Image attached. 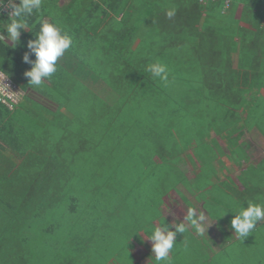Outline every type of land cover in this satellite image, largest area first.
I'll list each match as a JSON object with an SVG mask.
<instances>
[{"label":"trees","instance_id":"obj_1","mask_svg":"<svg viewBox=\"0 0 264 264\" xmlns=\"http://www.w3.org/2000/svg\"><path fill=\"white\" fill-rule=\"evenodd\" d=\"M9 11L0 10V72L23 96L12 109L0 102V264H92L103 256L94 242L106 244L102 237L114 223L134 231L144 247L140 231L171 224L164 210L176 199L193 208L188 199L195 197L212 219L232 203L235 212L262 204L259 172L258 181L248 176L253 165L237 177L241 190L218 182L211 166L212 151L221 149L217 136L240 164L242 134L258 127L264 136L261 0H42L15 45L6 36ZM43 21L67 31L73 46L51 78L34 87L22 57ZM156 61L167 65V82L146 71ZM187 150L199 157L198 167ZM231 218L211 230L222 233L217 250L209 228L201 235L191 226L174 246L194 244L188 257L196 264L233 251L232 264H249L247 247L259 246L255 260L262 264L264 229L257 224L241 240ZM70 225L74 233L66 236L60 229ZM194 233L197 240L189 237Z\"/></svg>","mask_w":264,"mask_h":264},{"label":"clouds","instance_id":"obj_2","mask_svg":"<svg viewBox=\"0 0 264 264\" xmlns=\"http://www.w3.org/2000/svg\"><path fill=\"white\" fill-rule=\"evenodd\" d=\"M41 5L42 0H19L18 3L16 0H0V10L10 9L6 36L9 41L13 42V45L18 42L20 30L28 28L27 18L34 11H38ZM175 12V8L169 9L166 11V16L171 19L175 16ZM34 36V39L27 42L28 52L23 55L22 60L30 65V69L24 73L25 77L29 78L28 83L31 86L39 87L45 79L51 78L57 71L58 58L73 46V37L55 23L46 21L39 24V30L35 32ZM29 53L34 55V60L30 59ZM146 71L153 78H158L162 82L168 81L169 69L166 64L160 61L148 64ZM5 79L6 77L0 78V82ZM232 213L235 215L230 220V226L237 237L242 240L252 232L259 222L264 221V204L248 202L246 207L240 206L238 211ZM205 219L203 214L197 215L191 208L185 217L187 225L201 235L205 234L210 225L205 224ZM186 231L185 223L165 224L163 221L159 226L151 228L147 239L151 242V253L156 264H161L162 261L171 264L169 253L176 243L177 234H183Z\"/></svg>","mask_w":264,"mask_h":264},{"label":"rangeland","instance_id":"obj_3","mask_svg":"<svg viewBox=\"0 0 264 264\" xmlns=\"http://www.w3.org/2000/svg\"><path fill=\"white\" fill-rule=\"evenodd\" d=\"M67 1L68 0H60V4L63 5ZM29 95L32 98L37 99L38 101H41L43 104H45L46 106L51 108V110H54L56 107L55 104L50 103L45 98H42L40 95H38L36 93H33V94L29 93ZM257 128L258 127L253 128L251 130H248L247 132H244L240 138L241 142L246 143L245 147H244L245 151H249L248 152V158H249L248 162L245 161V162H243V164H240L238 162H233L232 160L229 161V160L222 158L220 160H223L224 163L222 162L221 164L217 165L219 172L221 171V169H224V170H222L223 174H227L229 177L232 176L235 179L236 176L243 169V166H246V165H248V163H252L254 161L255 162L257 161L256 163L258 164L261 161V159L264 156V136H263V133L258 131L259 128L258 129ZM216 140L219 143L221 150L228 152V149L225 148L224 140H222L218 136L216 137ZM208 143L210 144V141H208ZM187 152H188L190 159H191L190 165L195 164V166L198 167L197 164H200L199 162H197L199 157L196 158L195 154L192 151L187 150ZM209 152L210 151H208L207 153H209ZM260 156H262V157H260ZM262 161L260 162L258 168H255V165H254L253 174L248 173L250 181L253 179L258 181L259 178L255 173V171H257V172H259L258 174L260 176V180L264 183V167L262 166L263 165ZM215 162H217V160ZM183 164L185 165V166L183 165L184 167L182 166L183 169L186 167L189 170V167H190L189 164L185 163V162ZM224 166L226 167V169L224 168ZM225 179H227V176H225ZM235 181H236V179H235ZM238 187L240 188V190L242 189V185L238 184ZM233 188H235V187H233ZM260 189H261V194L259 195V199L262 202V204H264V185L261 186ZM145 190L147 192H150L152 190V188H151V186H150V188H148V186H147V187H145ZM140 191H141V194L144 193V195H145V191L143 189H140ZM186 192L189 193L188 191H186ZM226 197L228 199H231L229 196H226ZM188 200H190L194 204L193 208H191V209L195 210V207L196 208L199 207V205L195 202V197L189 198ZM236 201L237 200H234V202H236ZM210 204H211L210 201H206L205 207L209 206ZM171 205L172 206L167 207L164 210V215L167 217L169 222L172 224H176L177 220L184 221V217L188 213V210L190 208L187 207L186 205H184L180 199H176V201L171 202ZM187 205H189V204H187ZM209 209H210V207L207 208L206 212L208 213L207 215L210 216L209 213H211V211L208 212ZM234 209H235V205L232 203L226 209H222V210L219 209V211H216V213L214 214V216L216 218L215 219L216 223H217L218 219H224V218H226V216L233 217V215H235V213H232L229 211H234ZM195 212H197V211L195 210ZM123 221L125 222L124 219H123ZM184 223H186V222H184ZM128 224H130V222L128 223L126 220V227ZM205 224L206 225L210 224L208 226V228H210L212 225H214V222L208 220L206 217ZM262 224H263L262 221L259 222L258 227L261 226L264 229V225L262 226ZM119 225H120V223H119ZM119 225H118V223H114L113 225H111L110 230H108V232H107L108 236L105 238L102 237L103 239H105L106 244H99L96 241L94 242L93 246H101L98 249L102 250L103 256L96 258V259H92V261H93L92 264H148V262H150V261L152 262V264H156V262L154 260V256H152V253L149 252V251H151V242L147 239L148 235L146 234L149 231L148 230L140 231V233H141L140 236H141V238L144 239V243H145L144 247H142V246L137 244L139 242L135 238V232L134 231L131 232L129 229H128V231H126L125 228L120 227ZM71 226L72 225L67 226L65 228H61L60 231L64 232V235H66V236L72 235L74 233L75 228L73 226L72 227ZM128 228H130V225H128ZM102 231H107V230L104 229ZM98 239H99V237H98ZM129 242L133 245L132 248H131V244L130 245L128 244ZM193 245L194 244H191V243H185L184 246H180L179 248L174 246L173 249L171 250V252L169 253V259L171 260V264H196L197 263L196 258L192 259V258L188 257V255L190 253L194 252L193 248L189 247V246H193ZM197 246H198V244H197ZM104 247H107V248L109 247V249L106 252H104ZM247 248L249 249V252L247 254H245L246 258H244V261L248 262L249 264H257L256 260H255V257H256L255 253H257V254L259 253V252H257L259 246L256 248V247L250 245ZM233 252L229 256L230 259H234L233 258V255H234ZM215 256L217 257L218 255H215ZM229 258L221 256L219 260L216 259V263H214L213 260H211V259H210V261H212L214 264H225V263L226 264H232L231 261L229 260ZM161 264H167V261H162ZM262 264H264V262Z\"/></svg>","mask_w":264,"mask_h":264},{"label":"crops","instance_id":"obj_4","mask_svg":"<svg viewBox=\"0 0 264 264\" xmlns=\"http://www.w3.org/2000/svg\"><path fill=\"white\" fill-rule=\"evenodd\" d=\"M261 2H262V9H263V11H264V0H261ZM241 7H242V3L241 2H239L238 3V5H237V7H236V11H237V14H236V16H238L239 15V13H240V10H241ZM18 40H20V37H19V39ZM29 93H36V94H38L37 92H33V91H30L29 90ZM28 93V94H29ZM38 95H40V94H38ZM42 98H45L44 96H42V95H40ZM34 99V98H33ZM46 99V98H45ZM35 101H37L38 103H40V104H43L41 101H38L37 99H34ZM47 101H49L48 99H46ZM50 103H52V104H54L52 101H49ZM44 106H46L45 104H43ZM47 108H49L48 106H46ZM50 110H51V108H49ZM212 152H214V156H213V159L211 160V166H212V168L216 171V173H217V176H218V182L219 181H227V180H230L236 187H238V184L239 185H241L240 184V182H239V180H238V175L236 176V181H235V179L232 177V176H228L227 174H223L222 173V170H224V169H221V171L219 172V169L217 168V165H219V164H221L222 162H223V160H220V159H226V160H232L233 162H236L238 159H236L232 154H231V152L230 151H222L221 149H220V151H212ZM248 152L249 151H244V154H245V158H246V161L248 162V160H249V158H248ZM233 153V152H232ZM260 157H262V156H260ZM264 157V156H263ZM217 160V162H215ZM215 162V163H214ZM245 162V161H244ZM257 162V161H256ZM255 161L254 162H252V163H248V165H246V166H243V167H245V168H247L249 165H257V163H256ZM224 163V162H223ZM241 164H243V161L241 162ZM216 165V166H215ZM222 167V166H221ZM224 168L226 169V167L224 166ZM225 176H227V179H225ZM239 188V187H238ZM240 189V188H239ZM190 203L192 204V205H194L191 201H190ZM197 203V202H196ZM198 205H199V207L198 208H196L195 207V210L197 211L196 212V214L197 215H199V214H203L204 216H205V218L207 217V219L208 220H210V221H212V222H214V225H212L209 229V231H210V233H208V235H207V237H208V239H209V241H210V246L212 247V249H215V250H217V249H219V247H221V246H219V244H218V242H219V240L220 239H222L221 237H222V233L220 232V231H218V234H216V233H214V232H212L211 230H214V226L216 225V221H215V217H214V219H212V218H210L204 211H203V209H202V207H201V204L200 203H197ZM187 215V214H186ZM186 215H185V217H186ZM185 217H184V221H182V220H180V222L181 223H184V222H186V220H185ZM206 220V219H205ZM177 222H178V220H177ZM176 222V223H177ZM186 224V227H190V226H188L187 225V222L185 223ZM207 230V229H206ZM215 231V230H214ZM181 236H184V235H187V234H180ZM188 236V235H187ZM198 235L197 234H192V235H190L189 237L192 239L193 237L194 238H196V240L198 239V237H197ZM204 250L202 249V252H203Z\"/></svg>","mask_w":264,"mask_h":264},{"label":"built area","instance_id":"obj_5","mask_svg":"<svg viewBox=\"0 0 264 264\" xmlns=\"http://www.w3.org/2000/svg\"><path fill=\"white\" fill-rule=\"evenodd\" d=\"M2 10L5 11L6 9ZM2 77H6V79L0 83L6 84L7 86L0 84V102L9 109H12L21 101L23 92L9 77L0 72V78Z\"/></svg>","mask_w":264,"mask_h":264}]
</instances>
